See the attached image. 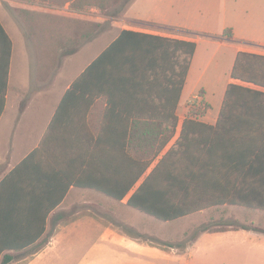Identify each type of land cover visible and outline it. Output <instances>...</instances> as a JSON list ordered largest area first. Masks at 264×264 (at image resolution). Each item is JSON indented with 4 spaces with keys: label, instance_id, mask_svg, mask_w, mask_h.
<instances>
[{
    "label": "trees",
    "instance_id": "1",
    "mask_svg": "<svg viewBox=\"0 0 264 264\" xmlns=\"http://www.w3.org/2000/svg\"><path fill=\"white\" fill-rule=\"evenodd\" d=\"M25 1L40 2L49 10L18 11L36 49L49 40L47 21L57 25L52 28V39L66 45V49L49 52L48 56L36 50L37 60L46 55L45 62L53 67L100 30L101 22L83 11L96 8L107 13L117 7L118 12L130 0ZM68 1L73 16L56 11ZM223 34L232 35L230 29ZM195 48L194 41L122 30L80 73L63 96L56 119L66 111L72 113L76 106L73 101L79 97H87L89 102L100 97L106 103L101 126L95 138L90 133L86 146L54 149L55 162L50 168L62 182V191L42 213L31 243L16 242L8 229H0V264L11 262L13 256L8 250H23L39 238L50 208L62 200L70 186L95 190L118 203L127 197V206L160 221H174L223 205L264 211V54L238 51L230 71V78L238 82L226 85L215 123L200 120L210 107L202 98L188 108L177 138L164 151L177 133L176 109ZM11 52L12 40L0 21V112L5 105ZM199 93L201 98L202 90ZM23 106L22 102L20 110ZM37 153L25 158L0 182V188ZM49 176L38 182L43 191L56 189L54 178ZM13 218L30 219L31 215L19 213ZM238 229L264 233L253 223L235 222L203 225L199 231ZM10 230L17 236L30 232L29 228Z\"/></svg>",
    "mask_w": 264,
    "mask_h": 264
},
{
    "label": "crops",
    "instance_id": "2",
    "mask_svg": "<svg viewBox=\"0 0 264 264\" xmlns=\"http://www.w3.org/2000/svg\"><path fill=\"white\" fill-rule=\"evenodd\" d=\"M196 1L197 6L177 7L175 0H130L118 12L117 7L111 9L110 14L114 21H120V28H101L81 43L76 52L62 56L59 64L53 67L45 62L46 56L41 61L36 56V50L59 53L66 49V45L52 39L55 32L52 28L49 29V40L39 44L37 49L27 34L19 54L14 52L12 41L5 105L0 112V182L38 150L19 173L0 188V229H8L14 241L31 243L29 239L39 229L42 213L51 207L62 191V182L50 168V164L55 162L54 149L86 146L91 140L90 133L95 138L106 106L100 97L90 102L87 97H79L73 101L76 105L73 112L66 111L68 113L59 115L57 119L56 111L72 82L122 30L196 43L176 109L177 116L179 108L182 107V113L184 111L181 100L190 78H195V85L201 84L203 71H198L197 65L202 56L206 54L208 62L212 61L224 48L234 62L238 51L264 53V0ZM69 3L66 2L57 11L73 16ZM96 12V8L83 11L89 18L91 14L96 17ZM95 17L92 19L95 20ZM225 29H230L232 35H224ZM65 35L68 34L65 32ZM70 44L69 40L67 46ZM229 82L237 81L229 74L226 85ZM22 102L24 106L20 110ZM217 115L206 113L200 120L214 124ZM52 122H55L54 128L44 141ZM108 129L111 130L112 126L109 125ZM178 133L179 130L164 151L173 144ZM45 175L54 178L55 190L43 191L40 188L38 182ZM20 186L37 187L20 189ZM98 196L101 201L121 205L115 215L125 227L122 224L112 226L105 217L98 218L90 213L92 207L104 206L98 205ZM126 199L118 203L95 190L70 186L62 200L50 208L45 229L39 238L23 250H8L13 256L8 264H191L194 255L211 250V244L246 242L240 235H235L243 229L225 232L196 230V234L187 239L183 229L178 237L172 225L177 220L195 214L204 215L207 210L222 206L210 207L174 221H160L127 206ZM102 209L104 212L107 210L105 207ZM108 211L112 214V210ZM19 213L30 214L31 218H13L19 217ZM6 217L9 218L5 221ZM17 228H29L30 232L17 236L10 230ZM248 239L261 240L257 236H249ZM182 242L185 246L179 249ZM178 243L179 247L169 246Z\"/></svg>",
    "mask_w": 264,
    "mask_h": 264
},
{
    "label": "rangeland",
    "instance_id": "3",
    "mask_svg": "<svg viewBox=\"0 0 264 264\" xmlns=\"http://www.w3.org/2000/svg\"><path fill=\"white\" fill-rule=\"evenodd\" d=\"M196 0H175V5L177 7H190L194 5ZM201 4V3H199ZM194 6H197L195 4ZM22 9H28L29 11L35 13H43V11H49L45 5L40 2L27 3L25 0H0V21L4 25V28L12 38L14 44V52L19 54L21 49H23L24 39L26 34L29 35L27 31L26 22L18 15V11ZM57 11V10H56ZM56 11L54 13L58 14ZM110 10L109 13H101L97 9V16L91 14V18L95 17L96 20L101 22V28L103 29H114L120 28V21H114L115 18H112ZM42 23V21H40ZM46 24L51 28H56V22L47 21ZM41 27V25H40ZM115 27V28H112ZM11 32V33H10ZM177 33V32H176ZM217 53V57L212 61L208 62L206 54L201 57L198 61L197 70L203 71L202 81L200 85H195L193 76L190 78L185 94L181 100L183 106L179 108V128L183 120V116L190 106L197 104L203 98L204 102L209 103L210 107L206 113L216 114L221 105L223 98V92L226 88V81L230 74L233 59L231 55L224 49ZM47 56L49 52H44ZM264 54V53H263ZM44 55V56H46ZM19 56V55H18ZM46 56V57H47ZM206 56V57H205ZM20 59V58H18ZM238 82V81H237ZM197 84V83H196ZM197 86V88H196ZM194 87V88H193ZM202 90L201 98L200 91ZM177 138V137H176ZM174 143V141L172 142ZM98 205H104L101 207L91 208V214H95L96 217H105L106 221L112 226H117L122 224L120 219L116 217V213L120 211L121 205L115 202H104L101 201L98 196ZM112 210V214L108 211ZM114 213V215H113ZM118 216V215H117ZM224 223V222H235V223H245L250 224L251 222L257 227L264 229V211L255 210L240 206H222L220 208H212L207 210L204 215L195 214L194 216L179 219L173 223V227L176 228L178 237L179 233L184 229V235L191 237L193 234H196V230H199L203 225H214L215 223ZM124 225V224H122ZM124 225L123 227H125ZM235 235H240L243 241L246 242H226L211 244V250H207L204 254H195L194 257L190 260L191 264H264V233L255 232L252 230L244 231L238 230ZM249 236H257L261 240L248 239ZM248 237V238H247ZM182 240L183 242L185 241ZM179 242V241H178ZM182 242V243H183ZM181 244L179 249L184 248V243Z\"/></svg>",
    "mask_w": 264,
    "mask_h": 264
}]
</instances>
